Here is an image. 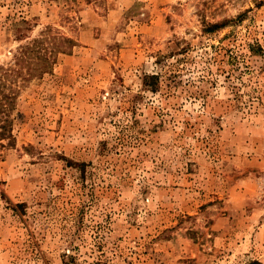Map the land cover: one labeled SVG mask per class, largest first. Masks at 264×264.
I'll use <instances>...</instances> for the list:
<instances>
[{"label": "rangeland", "instance_id": "obj_1", "mask_svg": "<svg viewBox=\"0 0 264 264\" xmlns=\"http://www.w3.org/2000/svg\"><path fill=\"white\" fill-rule=\"evenodd\" d=\"M2 91L0 264H264V0H0Z\"/></svg>", "mask_w": 264, "mask_h": 264}, {"label": "trees", "instance_id": "obj_2", "mask_svg": "<svg viewBox=\"0 0 264 264\" xmlns=\"http://www.w3.org/2000/svg\"><path fill=\"white\" fill-rule=\"evenodd\" d=\"M219 27H221L220 24H213L209 28H206V32H214ZM36 42L37 44L34 42L33 47L31 45H26L20 48V53L17 56L16 64L20 65L24 63L25 61L27 62L28 59L31 58V54H35L36 58L38 59V64H40V67H42L40 68V72H45L48 70L50 65L48 63L47 58L42 53L40 44H42L43 41L39 40ZM159 81H160V77L158 74L146 75L144 78L145 85L149 86L152 91L157 90V84ZM13 96L15 95H12L11 93H6L5 91H2L0 93V110H1V113H3L4 115H8L10 107L12 108L13 101H14ZM4 120L5 122L1 124L0 137H4L5 132L7 130L8 117L6 116ZM249 264H259V262L254 261Z\"/></svg>", "mask_w": 264, "mask_h": 264}]
</instances>
